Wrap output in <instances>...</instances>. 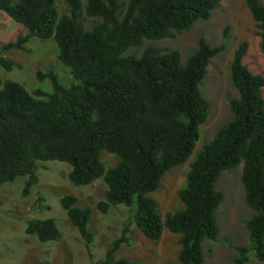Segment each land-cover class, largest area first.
Masks as SVG:
<instances>
[{
  "label": "trees",
  "instance_id": "trees-1",
  "mask_svg": "<svg viewBox=\"0 0 264 264\" xmlns=\"http://www.w3.org/2000/svg\"><path fill=\"white\" fill-rule=\"evenodd\" d=\"M66 2L69 13L61 14L57 0H0V11L27 29L4 49H25L32 37L53 39L59 60L75 79L67 87L54 69H38V79H50L52 92L30 91L19 81L0 79V187L27 176L23 196H28L39 181L38 161L66 162L74 185L105 180V199L95 206L99 211L134 206V221L149 239L158 241L165 228L179 234L178 258L168 264H205L204 242L220 233L217 212L225 193L217 181L224 171L243 164L241 179L253 210L246 222L251 245L238 246L232 264L247 263L251 252L264 262V76L244 63L247 41L238 45L231 62V82L238 91L229 98L233 117L196 153L179 190L183 207L164 218L151 195L168 171L194 153L210 109L201 83L225 44L212 46L201 36L185 63L176 48L148 45L141 55L128 50L209 19L221 0ZM246 2L264 53V4ZM83 10L100 18L91 29L81 19ZM0 63L7 70L18 66L4 56ZM103 150L118 156L116 165L106 167ZM60 203L92 256L93 208L80 206L74 194L61 196ZM128 231L127 223L103 263L138 264L114 257L128 242ZM26 232L43 242L63 237L53 217L30 219Z\"/></svg>",
  "mask_w": 264,
  "mask_h": 264
},
{
  "label": "rangeland",
  "instance_id": "rangeland-1",
  "mask_svg": "<svg viewBox=\"0 0 264 264\" xmlns=\"http://www.w3.org/2000/svg\"><path fill=\"white\" fill-rule=\"evenodd\" d=\"M86 4V0H82ZM126 1V0H125ZM264 4V0H261ZM61 14L69 13L66 0H57ZM81 19L87 29L100 20L88 17L83 10ZM172 37L157 40L145 39L141 47H131L128 53L141 55L148 45L160 48H176L181 53V61L197 50L199 39L204 36L212 46L225 44V49L213 57L208 73L201 83L204 97L210 102L209 117L201 126L200 139L194 153L182 165L168 171L162 178L160 187L151 193L158 203L162 216L174 213L183 207L179 190L186 183L190 164L203 145L210 141L216 131L233 117L229 104L230 97H237L238 91L231 82V62L236 48L242 41L248 42L244 63L255 73L264 76V53L261 50L260 29L251 14L246 0H221L209 19L196 21L189 29L173 31ZM27 29L4 11H0V57L12 59L18 66L5 69L0 63V79L16 80L33 91L42 88L53 91L50 79H38V69H54L63 85L69 87L74 82L70 68L58 58V46L53 39L32 37L25 49H4L8 42L26 35ZM2 87V85H0ZM264 95V87H263ZM102 159L107 168L116 165L118 156L107 150L102 151ZM38 183L28 196H23L27 176L6 182L0 187V264H105L108 249L129 224L128 242L114 254L115 258H127L138 264H168L177 260L180 249V235L164 229L162 237L153 241L146 237L134 221L135 207L125 204L113 206L107 213L95 206L105 199L108 185L103 178L77 186L69 180L71 165L59 160L38 161ZM243 164L224 171L217 181V188L225 193L217 215L220 233L216 240H206L205 264H232L238 255V246H250V232L246 222L253 210L246 202L243 185ZM74 194L80 206L93 208L90 229L95 235L89 255L85 240L70 221L60 203V197ZM56 219L63 232L61 240L41 241L26 232L27 222L33 218ZM245 264H264L254 252Z\"/></svg>",
  "mask_w": 264,
  "mask_h": 264
}]
</instances>
